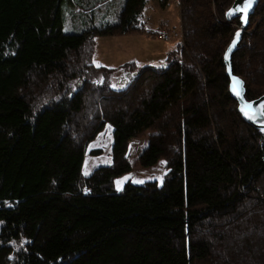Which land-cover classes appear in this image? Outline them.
I'll return each instance as SVG.
<instances>
[{
    "label": "trees",
    "instance_id": "16d2710c",
    "mask_svg": "<svg viewBox=\"0 0 264 264\" xmlns=\"http://www.w3.org/2000/svg\"><path fill=\"white\" fill-rule=\"evenodd\" d=\"M99 1L0 0V264H264V134L243 123L222 62L234 0H182L183 56L142 66L123 93L91 81L99 69L83 46L144 34L150 0L65 31L67 5L87 14ZM263 3L233 60L249 99L264 95ZM33 72L46 82L38 95ZM219 96L234 106L220 131L207 107ZM108 124L112 163L86 176L87 144ZM147 132L141 166L172 168L161 186L118 190L128 145Z\"/></svg>",
    "mask_w": 264,
    "mask_h": 264
},
{
    "label": "rangeland",
    "instance_id": "374dc122",
    "mask_svg": "<svg viewBox=\"0 0 264 264\" xmlns=\"http://www.w3.org/2000/svg\"><path fill=\"white\" fill-rule=\"evenodd\" d=\"M119 5H120V0H101L97 2L95 6H93L94 8H92V5L88 3L86 5L87 14H85V12L84 14L81 13L82 10L77 11V14H74V11H72V13H70L71 11L70 12L67 11L68 20L66 21L65 31L70 33H75V32H79L80 30H84L90 24L91 21L94 22L93 17H95L96 20L95 24H99L103 21H108V20L114 21L116 15L119 12V8H120ZM262 7H264V3ZM67 8L71 10L73 7L69 4L67 5ZM197 13H199L200 15V13L202 12L197 11ZM183 17L184 15H183L182 0H168L167 8L166 7L162 8L159 4V0H150L148 6L144 11L141 23L145 25L146 32H149L150 35L151 34L152 35L147 36V40H145L142 38H134L133 34H129L130 37L128 38L131 39L127 41L126 46H123L121 44H116L117 47L115 48L111 46L114 43L108 44L110 46H105V45L102 46L100 49L103 48L104 53L109 58H103L100 63L95 61L94 65L96 64L97 66L95 65L94 67L99 70L91 74L93 75L92 80L99 81L100 78H104V85L107 87V89H111L118 93H123L124 87L125 86L127 87L129 84L131 85L132 83L130 82L134 79V76L128 73L129 70L127 68H130L129 67L130 64H128V57L126 60H124L127 61V63L126 64L124 63L123 67L120 66L122 64L113 65L112 59L116 58L117 56H120V54L122 52H125L126 50H130L132 52L133 48H134V54L137 51H139L140 53L144 52V54H141V61L138 62V64L148 63V65L151 66L153 65V67H160L166 64L168 60H164L158 64L149 62L148 56H150L151 53H156V52H151L150 54H148L149 52L146 51L145 49L148 45L152 47H159L160 45H162L164 39H166L170 34L178 32L181 28ZM200 17H202V14L200 15ZM250 26L246 34L252 32V30H250ZM114 37H118V35ZM111 38H112L111 36L99 37L96 43L98 42L99 44L105 43L108 42ZM86 44H89V42ZM94 50H95L94 48L92 52L87 50V53L89 52L93 53L95 52ZM79 54L80 55L83 54L82 51ZM79 54H73L72 56H70V61L75 62L79 57ZM89 57L90 54H88V59ZM94 58L95 56L92 55L93 60H95ZM33 73L34 74L31 77V83L29 87L31 93H35L36 95H38L39 94L38 90L43 89L46 85V82L40 80V75H38L35 72ZM34 85H37L38 88L35 89L34 87H32ZM229 86H230V82H229ZM131 93L132 91L129 92V94ZM220 101H221V96H219V101L216 100L214 103V104L219 103L217 107L211 106L212 102L207 106L208 108L211 109L213 113V118L216 126L215 130H219V131L222 130L221 127L224 129L225 128L229 129L233 127V125L229 124L226 121L228 116L225 113H227V111L231 107L234 109V106L231 103L228 107H224L222 103H220ZM231 130L235 131V129H231ZM223 131L225 132V130ZM149 135L150 133L147 132L145 134V137L134 139L129 143L128 160L131 165V171L128 175L120 178L117 181L116 186L118 190L122 189L124 184L127 183L128 181L136 185L161 186L168 171L172 168L169 162L165 159L160 160L158 164L150 168H144L141 166L139 161L140 153L144 149ZM112 149H113V128L110 124H108L105 127V129L94 140L91 141V144L87 146V151L88 152L91 151L92 153L86 154L85 161L82 167L83 174L88 176L92 174L97 168L104 165L105 166L110 165L112 163ZM95 151H100V153ZM1 228L2 227L0 224V230Z\"/></svg>",
    "mask_w": 264,
    "mask_h": 264
},
{
    "label": "bare ground",
    "instance_id": "6f19581e",
    "mask_svg": "<svg viewBox=\"0 0 264 264\" xmlns=\"http://www.w3.org/2000/svg\"><path fill=\"white\" fill-rule=\"evenodd\" d=\"M234 2H235V0H234ZM234 2H233V4H234ZM260 2V1H259ZM90 4V3H89ZM91 5V4H90ZM233 6V5H232ZM231 6V7H232ZM72 9H71V12L70 13H72V11H74V14H77V11H81L82 10V7H80V6H78V5H72ZM230 7V8H231ZM229 8V9H230ZM228 9V10H229ZM227 10V11H228ZM256 10V9H255ZM227 13V12H226ZM255 13V12H254ZM254 13L250 16V18H249V20H250V24H251V17L254 15ZM68 16V13H67V15H66V17ZM236 19H238L237 21L239 22V26H240V24H241V19H239V18H236ZM236 19H232L231 21H233V20H236ZM68 19H66V21H67ZM140 21L142 22V18L140 19ZM229 21V20H228ZM249 30V29H248ZM168 34H170V33H168ZM134 36V38H142V39H145V40H147V35L146 34H138V35H133ZM112 38L108 41V42H105V43H100L99 44V42L98 43H96L97 42V40H98V36H96V35H94L90 40H89V44H85L84 46H83V53L85 54V55H88V54H90V57H89V59L91 58V52L93 51V48L95 49L94 51V56H95V60H93L92 61V63H93V65H94V63H95V61H97V62H101V60L103 59V58H109L105 53H104V49L102 48V49H100L102 46H110V45H108V44H110V43H114V44H112L111 46L112 47H117V45L116 44H121V45H123V46H126V44H127V41L128 40H130L131 38H128V37H130V35H118V37H114V36H111ZM184 37H185V33H184V28H182V25H181V28H180V30L178 31V32H175V33H172V34H170L166 39H164V41L162 42V45H160L159 47H152V46H147L146 47V51H148L149 53L148 54H150L151 52H156V53H151V55L150 56H148V61L149 62H152V63H154V64H158V63H160V62H162V61H164V60H169V59H171V60H173V57L172 56H178V58H179V56H180V53H181V56H183V54H184V52H185V39H184ZM117 38V39H116ZM234 39H235V37H234V35H233V38L231 39V41H230V43L228 44V46L226 47V49H225V51H224V53H223V57H222V62H223V64H224V69H225V73H226V67H227V63L225 62V56H226V53H227V50L229 49V47L230 46H232V43H233V41H234ZM241 45V44H240ZM239 45V46H240ZM239 49V48H238ZM87 50H89V51H91V52H89V53H87ZM238 52V50H236L234 53H233V55H232V63H231V65H233L234 64V62H233V60H234V56H235V54ZM144 52H142V53H140L139 51H137L135 54H134V48H133V51L131 52L130 50H126L125 52H122L121 54H120V56H117L116 58H113L112 59V64L113 65H119V64H122V65H120L121 67H123L124 66V63L126 64L127 63V61H124V60H126L127 59V57H128V64H130V68H127L128 70V73L129 74H131L132 76H134V77H137V78H140V74H141V72H139V70H140V68H142V66L141 65H139L138 64V62H140L141 61V54H143ZM119 58V59H118ZM130 60V61H129ZM176 60H180V59H176ZM135 64H137L138 65V70L135 68L134 69V65ZM96 65V64H95ZM94 65V66H95ZM97 66V65H96ZM145 66H151V65H145ZM153 66V65H152ZM124 69H126V68H124ZM234 72V71H233ZM237 76V75H236ZM238 78H241L243 81H244V79L242 78V77H239L238 76ZM95 85L96 84H98V83H100V84H103L104 83V78H100L99 79V81H95V80H91ZM141 81H142V79H141ZM244 83H245V81H244ZM245 87H246V83H245ZM246 91H247V89H246ZM262 96H264V95H262ZM262 96H260V97H262ZM230 97L237 103V101L232 97V95L230 94ZM247 97H248V95H247ZM260 97H258V98H260ZM258 98H256V99H258ZM248 99H249V97H248ZM249 100H255V99H249ZM237 111H238V113L240 114V112H239V110H238V103H237ZM241 119H242V117H241ZM242 121H243V123L245 124V125H247V126H249L250 127V125H248V124H246L245 122H244V120L242 119ZM254 129V128H253ZM256 130V129H255ZM258 131V130H257ZM132 140H134V139H132ZM131 140V141H132ZM91 144V142H88V144H87V146H89ZM128 148H129V145H128ZM87 153H89V154H91L92 152L91 151H86V154ZM85 157H86V155H85Z\"/></svg>",
    "mask_w": 264,
    "mask_h": 264
},
{
    "label": "water",
    "instance_id": "95a60500",
    "mask_svg": "<svg viewBox=\"0 0 264 264\" xmlns=\"http://www.w3.org/2000/svg\"><path fill=\"white\" fill-rule=\"evenodd\" d=\"M259 1L260 0H252L251 7L247 9L246 19L244 18V14L239 11V9L244 7V5L247 3V0H235L233 6L227 11L226 17L229 21L239 18L241 19V24L234 34V40H236L235 46H233L232 43V46L229 47V49L231 48V51H229V49L227 50V59L225 58V62L227 63L226 76L230 80L229 91L232 97L238 103V110L242 119L246 124L250 125V127L264 133V96L255 100H249L247 97V91L244 81L234 74L233 65H231L232 55L236 50H238L239 45L244 39L250 26L249 18L255 12ZM237 32H239L240 34L238 39L236 38ZM235 80L241 82V85L237 89L239 94H237V91L233 90Z\"/></svg>",
    "mask_w": 264,
    "mask_h": 264
},
{
    "label": "snow or ice",
    "instance_id": "6c2138e0",
    "mask_svg": "<svg viewBox=\"0 0 264 264\" xmlns=\"http://www.w3.org/2000/svg\"><path fill=\"white\" fill-rule=\"evenodd\" d=\"M251 3H252V0H247V3L244 5V7H242V8H240L239 9V11H241L243 14H244V18L246 19V15H247V9L249 8V7H251ZM239 32H237V34H236V38L238 39L239 38ZM235 43H236V40H234L233 41V46H235ZM229 51H231V48L229 49ZM226 59H227V56H226ZM241 85V82L240 81H238V80H235L234 81V91H237V89H238V87ZM237 94H239L238 93V91H237Z\"/></svg>",
    "mask_w": 264,
    "mask_h": 264
},
{
    "label": "crops",
    "instance_id": "0c3cea01",
    "mask_svg": "<svg viewBox=\"0 0 264 264\" xmlns=\"http://www.w3.org/2000/svg\"><path fill=\"white\" fill-rule=\"evenodd\" d=\"M144 54V53H143ZM139 65H141V66H145V65H148V63H146V64H139Z\"/></svg>",
    "mask_w": 264,
    "mask_h": 264
}]
</instances>
